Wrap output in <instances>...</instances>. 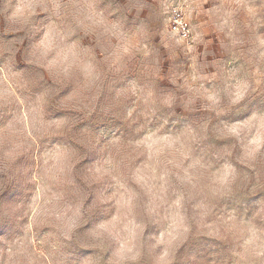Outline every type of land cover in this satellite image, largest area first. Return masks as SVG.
Listing matches in <instances>:
<instances>
[{
	"label": "clouds",
	"instance_id": "obj_1",
	"mask_svg": "<svg viewBox=\"0 0 264 264\" xmlns=\"http://www.w3.org/2000/svg\"><path fill=\"white\" fill-rule=\"evenodd\" d=\"M0 264H264V0H0Z\"/></svg>",
	"mask_w": 264,
	"mask_h": 264
},
{
	"label": "rangeland",
	"instance_id": "obj_2",
	"mask_svg": "<svg viewBox=\"0 0 264 264\" xmlns=\"http://www.w3.org/2000/svg\"><path fill=\"white\" fill-rule=\"evenodd\" d=\"M176 230L177 232H179L180 230V225L177 224L176 225ZM132 254V249L129 247V248H126L123 250V252L121 253L122 256H128V255H131ZM165 259L164 257H162V260Z\"/></svg>",
	"mask_w": 264,
	"mask_h": 264
}]
</instances>
